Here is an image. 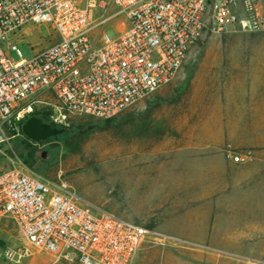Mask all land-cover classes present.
I'll return each instance as SVG.
<instances>
[{
	"label": "built area",
	"instance_id": "built-area-1",
	"mask_svg": "<svg viewBox=\"0 0 264 264\" xmlns=\"http://www.w3.org/2000/svg\"><path fill=\"white\" fill-rule=\"evenodd\" d=\"M116 21L115 39L92 36ZM28 25L45 28L46 45L22 59L18 42ZM229 29L264 32L260 0H0V143L12 149L9 141L35 112L63 129L76 116L111 119L171 82L204 32ZM1 221L15 224L52 264H134L148 237H164L18 159L0 172ZM29 255L4 251L16 264Z\"/></svg>",
	"mask_w": 264,
	"mask_h": 264
},
{
	"label": "rangeland",
	"instance_id": "rangeland-1",
	"mask_svg": "<svg viewBox=\"0 0 264 264\" xmlns=\"http://www.w3.org/2000/svg\"><path fill=\"white\" fill-rule=\"evenodd\" d=\"M98 31L115 39L119 22L103 25L92 36L96 37ZM22 33L18 48L22 59H29L33 55L31 46L45 47L41 36L47 33L44 27L34 25H28ZM259 34L264 32H204L171 82L111 122L76 116L63 133L44 141H27L19 135L9 141L12 149L7 142H1L0 172L17 163V159L22 162L21 156L32 152L29 169L52 178L60 175L81 198L164 236L148 237L134 264H264V220L259 234H251L250 228L241 234L227 233L230 220L222 217L226 213L218 211L220 204H202L213 207V215L221 216L202 218L191 210L199 204L181 202L179 195L169 196L166 180L161 176L164 165L173 158L166 154L187 140L191 122L199 113L203 86L212 73L210 67L200 66V62L206 61L200 54L245 50V39L228 43V37ZM13 58L20 59L15 55ZM78 126L88 137L79 151L72 153L65 141L72 139L68 129ZM152 152H158L153 160ZM249 154L251 159L253 154ZM158 165H163L160 171L156 169ZM179 181L178 177L175 182ZM22 248H27L30 255L19 264H52L53 257L27 244L15 224L1 221L0 264H16L4 256V251Z\"/></svg>",
	"mask_w": 264,
	"mask_h": 264
},
{
	"label": "crops",
	"instance_id": "crops-1",
	"mask_svg": "<svg viewBox=\"0 0 264 264\" xmlns=\"http://www.w3.org/2000/svg\"><path fill=\"white\" fill-rule=\"evenodd\" d=\"M260 4L264 6V0ZM228 39V43L245 39V50L200 54L206 59L200 66L210 67L212 73L203 86L199 113L187 140L166 154L173 158L161 176L169 196L199 204L191 210L202 218L221 217L202 204H220L218 211L230 220L227 233L241 234L250 228L251 234H259L264 220V34ZM231 152L253 156L245 163H234L226 156ZM157 154L152 152V160Z\"/></svg>",
	"mask_w": 264,
	"mask_h": 264
},
{
	"label": "water",
	"instance_id": "water-1",
	"mask_svg": "<svg viewBox=\"0 0 264 264\" xmlns=\"http://www.w3.org/2000/svg\"><path fill=\"white\" fill-rule=\"evenodd\" d=\"M21 132L25 138L33 142H41L64 132L63 128L54 127L41 118L30 116L21 125Z\"/></svg>",
	"mask_w": 264,
	"mask_h": 264
},
{
	"label": "trees",
	"instance_id": "trees-1",
	"mask_svg": "<svg viewBox=\"0 0 264 264\" xmlns=\"http://www.w3.org/2000/svg\"><path fill=\"white\" fill-rule=\"evenodd\" d=\"M32 116H36L38 118H41L43 120V122H46L42 115L38 112H35L32 114ZM116 117V116H115ZM115 117L111 118V119H108L107 121L108 122H111L112 119H114ZM91 118V117H90ZM82 127L81 126H78L75 128V130L73 129H68L69 132H72V139L71 140H66L65 141V144L66 146L70 149V151L72 153H77L79 151V147H80V144L82 143V141H84L87 137H88V134L86 132H82ZM20 134L23 136L22 132H21V129H20ZM24 137V136H23ZM25 138V137H24ZM25 140L27 141H30L28 140L27 138H25ZM33 153L32 152H29L27 153V155H22L21 156V159H22V162L27 166L29 167V158L30 157H33ZM30 168V167H29Z\"/></svg>",
	"mask_w": 264,
	"mask_h": 264
}]
</instances>
